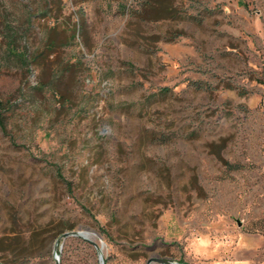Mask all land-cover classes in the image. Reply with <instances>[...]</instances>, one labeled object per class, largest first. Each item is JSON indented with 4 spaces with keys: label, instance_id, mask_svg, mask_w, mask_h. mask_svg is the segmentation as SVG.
<instances>
[{
    "label": "rangeland",
    "instance_id": "obj_1",
    "mask_svg": "<svg viewBox=\"0 0 264 264\" xmlns=\"http://www.w3.org/2000/svg\"><path fill=\"white\" fill-rule=\"evenodd\" d=\"M0 103L2 264H264V0H0Z\"/></svg>",
    "mask_w": 264,
    "mask_h": 264
},
{
    "label": "water",
    "instance_id": "obj_2",
    "mask_svg": "<svg viewBox=\"0 0 264 264\" xmlns=\"http://www.w3.org/2000/svg\"><path fill=\"white\" fill-rule=\"evenodd\" d=\"M87 233L88 232L79 231V230H70V231L64 232L60 237L61 238L77 237V238H80V239L85 240V241H90L89 238L86 236ZM94 246L96 247L97 251L99 252L100 248L95 244H94ZM99 260H100V264H105V261L103 260L101 254L99 255ZM0 264H2V263L0 262ZM146 264H179V263L171 262V261H168V260L162 259V258H149L146 261Z\"/></svg>",
    "mask_w": 264,
    "mask_h": 264
},
{
    "label": "trees",
    "instance_id": "obj_3",
    "mask_svg": "<svg viewBox=\"0 0 264 264\" xmlns=\"http://www.w3.org/2000/svg\"><path fill=\"white\" fill-rule=\"evenodd\" d=\"M0 106H1V103H0ZM2 112H3V111L0 110V130H1L2 132H6V130H7L6 120H5V117H4V115H3ZM226 165H228L229 167H232V168H235V167H236V166H234V165H229V164H226Z\"/></svg>",
    "mask_w": 264,
    "mask_h": 264
},
{
    "label": "bare ground",
    "instance_id": "obj_4",
    "mask_svg": "<svg viewBox=\"0 0 264 264\" xmlns=\"http://www.w3.org/2000/svg\"><path fill=\"white\" fill-rule=\"evenodd\" d=\"M86 236H87L88 238H92V237L95 236V234L92 233V232H88V233L86 234Z\"/></svg>",
    "mask_w": 264,
    "mask_h": 264
}]
</instances>
